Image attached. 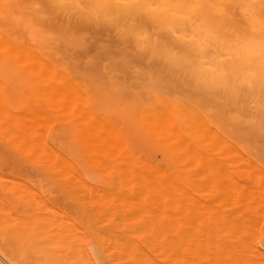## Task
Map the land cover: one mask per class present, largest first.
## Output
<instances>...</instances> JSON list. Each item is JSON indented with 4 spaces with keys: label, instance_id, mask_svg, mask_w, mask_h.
Instances as JSON below:
<instances>
[{
    "label": "rangeland",
    "instance_id": "obj_1",
    "mask_svg": "<svg viewBox=\"0 0 264 264\" xmlns=\"http://www.w3.org/2000/svg\"><path fill=\"white\" fill-rule=\"evenodd\" d=\"M0 1V34L4 35L2 36L4 40L0 37V42L2 41L1 43H3V45L0 43V102L6 107L0 106V119L2 121L3 117L1 118V115L5 117L8 109V111H12L10 116L15 112L12 116L15 114L14 116L17 117L16 121L8 120V122L13 124L15 122V126L16 123L18 124V130L14 128V125H10L12 123L9 124L6 121L10 116L5 117L6 119L3 118L0 123V126H3L0 127V174L2 175H0V202L2 205L10 207L11 212L16 213L19 211L23 213L29 211L40 213L54 209L56 211L53 210V212L55 216L58 215L56 218L59 221L62 217L61 221L67 220L70 222L68 217H71L72 221L79 225L86 220L89 223L92 221L91 224L98 222L111 227V223L112 225L114 223L113 220H115L114 224H117L121 220L119 223L132 222L135 219L130 218L129 213L126 216L130 219L113 212L115 208L117 210L123 205V203L120 204V201L126 193L124 188L136 185L134 184L136 182L132 183V185L129 182L137 174L136 169H139L138 161L146 164L147 168L149 165L150 167L154 166L153 168H156V171L159 170L153 173L154 175L165 173L175 177L177 181L171 186L173 192H179L187 180H195V183L199 182L202 175L207 173L208 170H199L202 175L198 177L200 173L198 172L196 176L195 162L184 160L185 140L182 136V131L178 129H170V131L166 129L151 130L152 125L149 123L151 119L147 117L149 114L146 115L145 112L152 106L159 105L158 108L160 110L157 111V119L166 118L170 108L164 102L165 98L171 100L179 99L180 101L176 106H179L180 109L186 106L184 100L190 101L192 106H204L208 112H212V115L214 114L213 120L222 127L227 136H230L235 141L241 153L244 154L243 156L245 158L246 156L249 157L248 160H254L253 163L258 164L264 170V0H212L211 3L208 0L127 1H136L142 5L147 3L148 6L144 7H147L152 12L163 14L165 11L174 20H177L179 27L171 30L176 35H172L168 42L161 44L159 50L176 51L178 55L182 57L188 56L192 60L188 62H176L173 60L165 62L161 59L153 61V45L140 41L142 36L137 38L130 32H122V20L118 18V12L116 9H114V13L109 11L111 13L109 17L104 4L105 0H90L91 8L87 13L80 11L81 7L78 9L79 11L76 10L77 6H81L84 0H63L64 2L61 0V2L57 0ZM116 2H125V0H116ZM219 9L221 10L217 12L216 10ZM130 23L133 24L134 22H127V24ZM178 32L179 34H177ZM184 36L187 37L185 38ZM9 37L13 39L10 40ZM180 39H184L186 42L190 40L195 42L201 40V42L197 48H189L188 45L177 43ZM4 43L8 45L14 44L10 46L13 53L7 52L10 48L7 49L8 45ZM18 43L21 45L17 47ZM253 44L256 45L254 46ZM23 45L24 47H22ZM26 47H28L27 50ZM12 48H15V53ZM18 48L20 52H18ZM24 49L28 56L22 59V56L24 58ZM28 52L31 54H28ZM36 52L39 54L37 55ZM18 58L21 59V62ZM196 58L199 60L196 61ZM22 60H25V63H22ZM231 61L232 64L236 65L237 70L240 68L245 75L252 74L257 76L256 79L248 82L245 80V76L239 75L217 85L219 82L215 79L216 70L224 68ZM213 65H215V69ZM2 107L6 109V111L3 109L5 111L4 114L1 112ZM22 112L24 115L27 114V116L28 113L33 114L29 118L26 117L31 122L24 121L26 122L25 125L33 123L32 125L34 126H31V124H28V127L24 126L26 129L30 128L28 130L31 132H28V130H26L28 133L25 130L23 131L22 122L18 123V119L20 118L19 120H21L19 116L23 115ZM7 113L9 114V112ZM24 115L23 117L26 116ZM189 117L193 121L197 120L194 108L189 111L181 110L178 120ZM109 126H111V130L118 129L116 133L118 132L119 136L123 135V146L117 145L118 137L112 134L115 133V130L109 133ZM9 128L13 129L10 130ZM8 129L9 131H7ZM2 130L7 131V133ZM17 131L19 134H17ZM12 133L13 135H11ZM24 134L31 140L28 141ZM18 135L21 137L25 136L24 139H20L21 145L19 144L20 137ZM32 137H34L35 146H32L34 149L30 147L31 145H28L30 142L33 144ZM18 145L23 146L22 149ZM27 148L30 149L28 150ZM122 149H126V153ZM54 150L66 157L70 165L67 164V159H64L65 161L67 160V163L60 161L62 158L56 157L55 155L58 154L54 153ZM127 151H129L130 155L126 157H132L134 161L132 163L135 164L136 162L138 164L130 166V169H133L136 173L134 172L135 174L128 179L125 176L127 175L125 173L126 169H122L125 173L122 176L126 177V182L128 181V184L125 183L124 185L122 183L124 178L119 177L120 172H118L121 171L120 165H122V162L117 165L116 161L118 160L116 159L121 157L122 154L126 155ZM36 152L38 153L36 154ZM232 154L234 153L231 152V155H228L232 157L234 156ZM34 156L37 158H34ZM123 157L124 159L126 158L125 156ZM124 159L122 158L123 161ZM130 160L127 161L129 165L131 163ZM252 161L239 165H255ZM231 164L232 162H230ZM258 165L255 166L258 167ZM255 166H253V169ZM122 167L125 166L122 165ZM253 169L252 175L254 176L253 171L255 169ZM258 169L256 170L260 171ZM127 170L129 173V168ZM256 170L254 172H257ZM262 173L264 175V171ZM263 175H259V177L261 176L260 179H263L261 182L264 181ZM253 176L251 177L252 180L250 178V184H257V187L256 185L255 187L251 185L253 189H256L255 191L253 190V199L250 200H254V203L251 202L252 204H249L251 207L248 210H251V213H249L250 211L246 212L252 214L250 217L253 218L251 220H254H250L253 226L250 225V228L254 229L255 234L252 232L253 230H250L252 232L250 233V235L252 234L251 238H253L250 242L248 240L249 246L247 245L248 253L252 255L255 252L259 254L260 251L264 253V204H262L264 202H261L262 198L264 200V186L261 182L259 186L256 180L257 177ZM118 178H121V180ZM3 181L5 185L2 184ZM205 184L207 185L208 183L205 182ZM206 185L204 187L201 186L202 188L197 192L203 202L215 203L219 205V208L227 209L230 203L226 207L223 205L228 200L224 203L214 202L216 198L214 197L213 199L211 194L208 195L212 192L209 190L210 185H207L208 187ZM205 188L206 191L204 192ZM201 189L204 190L202 191ZM19 190L21 191L20 193ZM120 191L125 193L122 195V192L121 194L119 193ZM114 192H118V196L121 195V197L115 196ZM128 192L133 194L132 191ZM101 193H113V195L111 198L108 197L110 196L109 194L103 195L105 196L103 198ZM98 194L100 195L96 196ZM130 195L127 196V199L135 198ZM77 196L79 199H77ZM114 196L122 199L119 201ZM133 198L132 200H136V198ZM209 199H213V202ZM256 199L257 201L260 199V202L258 201L259 204ZM2 200L4 201L2 202ZM131 202L128 201L130 207L135 201ZM260 203L262 206H260ZM117 205L119 206L117 207ZM126 207L127 209L129 208L127 203ZM126 207L124 204L117 211L120 212V209H126ZM254 209H257L258 212H254ZM61 212L62 214H59ZM81 212L87 217L83 218V216L81 218L79 216ZM248 214L245 218L249 217ZM122 216L123 219H121ZM117 217H120V220H117L118 222L116 221ZM125 217L126 219H124ZM255 218L259 219L257 226ZM148 234L139 236L131 231V236L124 239L125 242L129 243L128 246L124 240L123 243L119 242L127 250L128 248L130 250L131 248L134 249V251L128 250V252H130L129 255H133L134 252L132 259L135 260V257H137L136 262L130 259L131 257L126 254L127 250L118 246L119 244H116V241L111 240L110 243V240L108 241L107 239L83 237L84 239L80 240L83 244L79 241L77 246H75V253H77L76 264L77 262H79L78 264H86L85 262L89 261L88 258L93 264H142L145 256L147 257L146 254H149L147 260L149 259L148 262L150 264L151 260L153 264H187L182 263V259L184 262L187 258L186 262H190V260H192L191 264L195 263V261L197 262V260L191 259L193 255L191 256V252L187 251L190 248L192 249L194 243H196L194 241L197 240H185L189 243L193 242L192 246L188 247V249L186 248V250H184V247L188 246V242L179 243L181 247L179 250L182 248L184 250V252L180 251V253H183L184 258L181 257L180 253V256L178 255V258H175L177 254L174 255L173 252L177 253L179 251L176 246H173L176 251L172 252L173 247L169 246V242H166L168 240L163 237L154 236L152 238L153 235ZM143 239H146V241ZM221 239L226 243L225 250L230 246L228 240L232 243V246L234 244L228 237H222L214 241L216 243L221 242ZM162 241L164 244L161 245ZM214 241L213 244L215 243ZM252 241H254V244L256 243L255 248L258 249L253 248L254 244L252 247L250 244ZM203 242L201 243L200 241V244L204 245ZM207 242L206 244L208 245ZM185 243L187 246L184 245ZM224 243L221 244V247L220 243L216 245L217 249L216 246H211V248L215 247L213 249L215 252L210 251L209 254L212 255L211 253H214L212 256L214 260L216 258L217 261V257L221 260V262L219 260V263L217 261V264H221L224 261L222 260L224 256L233 253L229 251V248V253L227 251L226 254V251H223ZM27 244L26 240L17 241L20 253L25 252L27 253L26 256L40 254L26 249ZM112 244L116 247H112ZM135 246H139L137 256H135V248H137ZM250 246L255 252L253 249V252H251ZM120 247L123 249H120L119 252L122 250L128 257L123 258L119 254L118 249ZM234 247L239 248L236 245ZM234 247L230 246V249L232 248L231 250L234 251L233 255H235L236 250ZM195 248L199 250V248ZM163 249L164 251L162 252ZM218 249L222 250L221 252H225V254L222 256L223 253ZM170 250L173 256L167 254V252L171 254ZM202 251L205 250L202 248L199 251L200 254ZM81 252H84L83 256ZM217 252L221 253L222 259ZM194 253L198 252L193 251ZM200 254L198 255L202 261V255ZM252 255L244 257L243 260L251 264H258L257 260L259 263L260 261L264 262L263 256L261 259ZM139 256L141 258L144 257L143 260H138L140 259ZM204 256L203 260L206 257ZM228 257H225L226 260L223 263L230 261ZM230 257L231 259L233 258L231 255ZM235 257L237 258V256ZM242 257H239L238 260ZM249 257L253 261L250 260V262ZM213 258H211L212 262L209 261V263H215H213ZM123 259L125 262H122ZM195 259L198 258L195 257ZM147 260L145 261L147 262ZM166 260L168 263H166ZM232 260L230 264H236ZM204 261L200 264H207L206 259ZM146 262L144 264H149ZM22 264L38 263L34 262L32 258L26 257Z\"/></svg>",
    "mask_w": 264,
    "mask_h": 264
},
{
    "label": "bare ground",
    "instance_id": "obj_2",
    "mask_svg": "<svg viewBox=\"0 0 264 264\" xmlns=\"http://www.w3.org/2000/svg\"><path fill=\"white\" fill-rule=\"evenodd\" d=\"M57 1L59 2L60 0H57ZM61 1H63V0H61ZM127 1H129V0H125V2H116V0H105L104 4H105L106 10L109 14V17L111 15V13H109V11L114 13V9H116V11L118 12V18H120V20H122V22H121L122 32H124V33L130 32L133 35H135L137 38L142 36V38H140V41L153 45L152 46L153 53H154V58L152 59L153 61H156V59H161L162 61H165V62L169 61V60H173L176 62L177 61H187L188 62L189 60H191L188 56L182 57V56L178 55L176 53V51L171 52V51H167V50H159L161 44L168 42L171 39L172 35H174V34L176 35V33L175 32L173 33L171 30L173 28L175 29L176 27H179L177 20H174V18L169 16L165 11L163 14H156L155 12H152L147 7L146 8L144 7V6H148L147 3H146V5L145 4L142 5L141 3H138L136 1H133V2H127ZM208 1H209V3L212 2V0H208ZM215 1H218V0H215ZM8 2H9V0H8ZM14 2H15V0H14ZM66 5H67V3H66ZM18 6H16V7H18ZM79 8H80V6L79 7L77 6L76 10H78ZM79 10L82 11L81 9H79ZM220 10L221 9L216 10V11L219 12ZM0 11H1V9H0ZM91 14H93V13H91ZM256 17H257V15H256ZM256 21H257V18H256ZM259 21H260V19H259ZM127 22H134V23L133 24L132 23L127 24ZM67 25H68V22H67ZM177 34H179V32ZM2 36H4V35L0 34L1 39L3 38V40H4V37H2ZM9 38H10V40L13 39L11 37H9ZM81 39H83V38H81ZM194 39H195V37H194ZM200 42H201V40H199V42H197V41L195 42L193 40L186 42L184 39H180L177 41V43H179L181 45H188L189 48H197L198 45L200 46V44H199ZM203 42H204V40H203ZM1 44L3 45V43H1ZM5 45H8V44L6 43ZM11 45H14V44H11ZM11 45L9 44L7 49H9ZM19 45H21V44L18 43V45H16V46L18 47ZM4 46H2V47L4 48ZM254 46H252V47H254ZM22 47H24V45ZM27 48L28 47H26V50H27ZM26 50L24 49V51H23L25 53H24V58L22 56V59H25L28 56V55H26V53H27ZM9 51L12 52L11 48L7 52H9ZM15 51L16 50H14V53H15ZM18 52H20L19 48H18ZM23 52H21V53H23ZM28 54H31V53L28 52ZM36 54H37V52H36ZM228 56H230V55H228ZM19 59L20 58H18V60ZM198 60L199 59L196 58V61H198ZM20 62H21V59H20ZM23 62L25 63V60L24 61L22 60V63ZM18 63H19V61H18ZM214 66L215 65H213V68H214ZM216 72L217 73H216L215 79L217 80V82H219L217 85H219L223 81H227L228 79H231V77L234 78L235 76H239V75L245 76L244 78L248 82L254 81L257 77V76H254L252 74H250V75L243 74V72L240 70V68L238 70L236 69V65L232 64V61L227 63L224 68L216 70ZM248 73H250V72L248 71ZM179 101H180L179 99L171 100V99L165 98L164 102L167 103V106L170 108V111L168 112L166 118H164L162 120L157 119V111L160 110L158 108L159 105L158 106L157 105H155V106L151 105L152 107L149 108L145 113H146V115L149 114L147 117H149L151 119V122H149V123L152 125L151 126L152 131H154V130L159 131V130H163V129H166L167 131H170V129H178V130L182 131V136L185 140V147H184V153H185L184 157L185 158H184V160H186L187 162H190V160L195 162L194 168H195V172L197 171L196 176H197L198 172L200 173L199 170H201V171L208 170L207 173L203 172V173H205L204 175H202L201 173L198 174V175H200L198 177H201V175H202V178L200 179L199 182L195 183L194 182L195 180H187V181L185 180L186 182H184V186L182 187V189L179 192H173L171 190V188H172L171 186L174 182L177 181V179L175 177L170 176V175L165 174V173H159L158 175H154L153 173H155L159 170L156 171V168H153L154 166L150 167L149 165L147 168V165L141 163V161H138L139 169L138 170L136 169L137 174H135L136 172L133 169H130V166H132V165L135 166L136 162H135V164H133L134 163L133 158L128 156V157H130L128 160H130V159H132V160H130L131 161L130 165L128 164L129 162L127 163L128 160L126 161V159L128 157H126V156L130 155L129 151H127L126 155L122 154L121 157L116 159V160L120 161V160H122V158L124 159L123 156H125L126 158L124 159V161L123 160L120 162L116 161V163L118 165V163L122 162L123 166H125V167L128 166L127 168H125V167H122V165H120L121 171H118L121 173V174L119 173V175H120L119 177L125 179V180L122 179V181H123L122 183L124 185H125V183L128 184L127 183L128 181L126 182V180L128 178L132 177V175H134V174L136 175L135 177L133 176L132 181H131V179H129L131 181V182H129L130 185H132V183H134V182H136V183H134L136 185L135 186L133 185L132 187L130 186V188L126 187V189L124 188V190H126V193H127V191H132L133 194H131L129 192L128 193H129V195L131 194L132 196H134L136 198V200H132L133 197L132 198L128 197L130 199H127V196H129V195H127L128 193L126 194L125 192L120 191L119 193L121 194V192H122V195L125 193V195L122 196L123 199L121 198L123 200L122 201L120 198L115 197V196H118L119 193L114 192V194H115L114 197L116 199H119V201L121 200L120 204L121 203H123V205L125 204V207H126V203H127L129 210L126 207V209H122V210L120 209L119 210L120 212H118L117 210L119 208H121L123 206L122 205L117 210L115 208V211L113 213H115V214L119 213V216L120 215L126 216L129 213L130 218H132V219L135 218L134 221H132V222L119 223L122 220L118 222L117 220H120V217H117L116 221L118 223L114 224L115 220H113L114 223H113V225L111 223V225H110L111 227H108V226L103 225V224L98 223V222L96 224H91L92 221H91V223H89V222H86V220L81 225H79L75 221H72L71 217H68L70 219L69 220L70 222H68L66 219H65L66 221H64V220L61 221L62 217L60 218V221H59L58 218H56L58 215L55 216V213L53 212L54 209L53 210H47V211L45 210L46 212H40V213H36V212L34 213V212H29V211H26L23 213L17 211L15 213V212H11L10 207H8L7 205L5 206L4 204L2 205V203L0 202L1 203V206H0V264H22V261L25 260L26 257L32 258L33 261L38 263V264H76V261H77L76 260V254L77 253H75V248H76L75 246H77L78 242L80 240H82L83 237H91V238L93 237V238L101 239V240L107 239L108 241L110 240V243L112 240V241H116V244H119L118 246L124 247L123 244H120L119 242L121 241L123 243L124 239H127L128 237H130L131 231L138 234L139 236H144V235H147L148 233H150V235H153L152 238H154V236L155 237H163L166 240H168L166 242L170 243L169 246H172V247L176 246L177 250H179V248H181L179 243L182 244V243H184L183 241H185V240H188V241L189 240H192V241L197 240L194 242H196V243L198 242V243L197 244L194 243V246L192 247V249L190 248L189 250H187V251L192 253V254L190 253L191 256L193 255V257H191V259L197 260V262L195 261V263H193V264H200L202 261L205 262L204 261L205 259H206L207 264H212L211 258H213L212 256L214 253H211L212 255H210L209 253H210V251L215 252L213 250L215 247L211 248V246H216V245H219V243H220V247H221L222 246L221 244L224 243L223 239H221V242H217V243L214 240H218L222 237H228L239 248L234 247L235 246L234 244L232 246L231 245L232 243L229 242V240H228L229 245L231 247H234V249L236 248L235 255H233L234 251L231 250L232 248L230 249V246H229L225 250L226 243H224L223 251L225 250L226 254H227V251L229 248V251L230 252L232 251L233 253L230 254L228 251L229 257L224 256L222 259L220 254L223 253L222 254V256H223L225 254V252H221L222 250L218 249L221 252V253L217 252L218 256L221 257L222 260L225 261L226 260L225 257H228V259H230V261L227 260L228 261L227 263L226 262L223 263L224 261L222 263L223 264H228V263L230 264L231 260L234 258V260H232V262H234V263L236 262V264H251V263H248L247 261L243 260L244 257L252 255V254L248 253L247 245L249 246L248 240L250 242L251 239L253 238V237L251 238L252 234L250 235V233H252V232L254 233V229L250 228L252 226V223L250 222V220L253 219L250 217L252 214H248L246 212L250 211L249 213H251V210H248L251 207V205H249V204H252L251 202L254 201V200L251 201L253 199L252 198V192H253V190L255 191V189H256V188L253 189L251 185H254V187L256 185V187H257V184H252V183L250 184V182L252 180L251 177L253 176L252 175L253 166L258 165V164L253 163L254 160L252 161V159H250L252 161V163L255 165H250V164H248V166L245 165V164L249 163L248 162V161H250V160H248L249 157L246 156L248 161L245 160L246 158H245V156H243L244 154L241 153V151L238 148L235 141H233V139L230 136H227L225 134L224 130L222 129V127H220L217 124V122L213 120L212 117L214 114L212 115L211 114L212 112H208L205 109V107L201 106V105L192 106L190 101H187V100H184V103L186 104V106H183V108L180 109L179 106H176V104ZM0 106H4V104L2 105V103H1ZM4 108H6V107L4 106ZM4 108L3 107L1 108L2 109L1 112L3 114L6 111V109H4ZM191 108H194L196 110V115H197V120L195 119L196 121L191 120L190 117L189 118H183L182 120L181 119L178 120V115H179L181 110L189 111ZM3 109L5 111H3ZM7 112H9V114ZM10 112H12V111H10V110L8 111V109H7L5 117L10 116ZM23 112H22V114H23ZM13 113H15V112H13ZM17 113H18V111H17ZM12 114L10 116V118L12 120L10 118L6 119L4 117V115L3 116L1 115V118L2 117L5 118L7 122H8V120H10L12 122L16 121L17 117L14 116L15 114L13 115L14 116L13 117ZM29 114H31V113H28V116H27V114H25L26 116L23 114L25 117H23V115L19 116V117H21V120H19L20 119L19 118L18 123L22 122V124H23L22 126L24 128L23 131L30 129V128L26 129L24 127V126H27L29 124L28 123L25 125L26 122H31V121H28L26 118V117L29 118L30 116L33 115V114H31V115H29ZM18 115H19V113H18ZM3 118H2V121H3ZM2 121L0 119V123ZM24 121H26V122H24ZM147 121H149V120L147 119ZM12 122H8V123L10 124ZM32 122H33V120H32ZM32 124H31V126H34ZM147 124H148V122H147ZM10 125H12V126L14 125V128L16 130H18V127H17L18 124L17 123H16V126H15V122H14V124L12 123ZM148 127H150V126H148ZM6 128H5V130H6ZM32 128H35V127H32ZM109 128H110L109 133H111L110 131L114 132V130H115V133H112V134L115 135V137H118L117 138V140H118L117 145L120 147L123 146L124 145L123 144L124 138H122L123 135L122 136L120 135L121 136L120 137L119 133L118 132L116 133V131H118V129L117 130L116 129L111 130V126H109ZM9 129L12 130L13 128H9ZM9 129L7 131H9ZM16 130H15V133H16ZM2 131H4V130H2ZM7 131L6 132L4 131V132L7 133ZM28 132H31V131L28 130ZM28 132L26 131V133H28ZM13 133L11 135H13ZM17 134H19L18 131H17ZM6 135H8V134H6ZM16 135H15V137H16ZM25 136L24 137L26 139H28L27 135H25ZM19 137H18L19 140L24 139V137H21V136H19ZM33 138L34 137H32L33 144L31 142H30L31 144L29 142H28L29 144L28 143L27 144L31 145L30 147L34 149V147H32V146H35ZM121 139H122V141H121ZM30 140H31V138H30ZM30 140L28 139V141H30ZM25 141H27V140H25ZM119 141H121V142H119ZM20 143H22L21 140H20L19 144ZM20 145H18V146H20ZM20 147L22 149L23 146H20ZM37 148L39 149V147H37ZM124 148H125V146H124ZM126 149H127V147H126ZM126 149H122L123 152L126 153V151H125ZM36 151H38V150L36 149ZM51 151H53V150H51ZM26 152H27V150H26ZM32 152H33V150H32ZM32 152H30V153H32ZM38 152H36V154ZM231 152L234 153V154H232V155H234L232 157L230 156ZM54 153L58 154V155H55L56 157H60V159L62 158V160H60V161L64 162L65 161L64 159H67L63 155L59 154L58 151L57 152L55 151ZM228 154H230V155H228ZM36 156H38V155H36ZM36 156H34V158ZM239 160L242 162H240ZM106 161H109V160H106ZM135 161H136V159H135ZM229 161L232 162L231 165H230ZM67 162L66 163L68 165H70L69 160ZM245 162H247V163H245ZM243 163H245V164L241 165V166L239 165V164H243ZM140 164H142V165H140ZM117 168L119 169L118 166H117ZM128 168H129V173L127 170ZM135 168H137V167H135ZM258 168L260 169L261 167L259 165H258V167H256V166L254 167L255 170ZM122 169H126L125 173L127 175H125V176H127V179L125 176L124 177L122 176L123 174H125L124 170H122ZM254 171H253V173H254L253 177H257L256 180H257L258 185L260 186V182L263 179H260L261 176L259 177V175H263V173L261 174V172L264 170H263V168L260 169L261 172L256 170L258 173L254 172ZM131 172H133V173L131 174ZM255 175H258V176H255ZM121 178H118V179L121 180ZM250 178H251V180H250ZM11 180H13V179H11ZM119 182H121V181H119ZM205 182L208 183L207 185H210L209 190L212 191L208 195L211 194L212 195L211 197H213V199H214V197L216 198V200H214V202L219 201L220 203H222V202L224 203L225 201L228 200L225 203V205H223V204L222 205L226 207V206H228L227 204L230 203L229 206H231V207L228 206L227 209L221 208V207L219 208L218 204H215V203L209 204L208 202H203V200L200 198V194H198L197 192L200 190V188H202V187H204V185H206ZM2 184L5 185L4 181ZM123 184H122V186H123ZM202 184H204V185L202 186ZM261 184L264 186V181L261 182ZM207 185H206V187H208ZM126 186H129V185H126ZM133 187H135V188H133ZM129 189H131V190H129ZM259 189H260V187H259ZM201 190L203 191L204 189H201ZM23 191H24V189H23ZM205 191H206V188H205L204 192ZM20 192L21 191L19 190V193ZM108 194L110 195V196H108L110 198L113 195V193H111V194L108 193ZM108 194H106V193L102 194L101 193L103 198L105 197L103 195H108ZM257 194H258V190H257ZM99 195L100 194H98L96 196H99ZM254 195L256 196V194H254ZM65 196H66V194H65ZM118 197H121V195H119ZM124 197L127 200H125ZM29 198H30V196H29ZM34 198L36 199V197H34ZM74 198H76V197H74ZM103 198H101V199H103ZM135 198H133V199H135ZM77 199H79V197ZM213 199L212 200L209 199V200L211 202H213ZM4 200H2V202ZM29 200H31V199H29ZM130 200L132 202L133 201H135V202L132 203ZM261 200H262L261 202H264L263 198ZM0 201H1V199H0ZM124 201L125 202L127 201V202L125 203ZM128 201L132 203V205H131L132 207H130L128 205V204H130V203H128ZM256 201H257V199H256ZM258 201L260 202V199ZM258 201H257V203H258ZM32 203H33V201H32ZM258 204H257V206H259ZM262 204H264V203H262ZM45 205H47V204H45ZM40 206H42V205H40ZM115 206H116V204H115ZM118 206L119 205H117V207ZM260 206H262L261 203H260ZM97 208H95V209H97ZM39 210H40V208H39ZM54 211H56V210H54ZM254 212H258L257 209H254ZM59 214H62V212ZM247 214L249 217H246L247 218L246 219L245 216ZM97 215H99V214H97ZM131 215H132V217H131ZM59 216H61V215H59ZM65 216H67V215H65ZM79 216L82 218L84 216V213H82V212L79 213ZM85 217H87V216L85 215L83 218H85ZM126 217H128V216H126ZM126 217L124 219H126ZM129 217H128V219H130ZM64 218H66V217H64ZM89 218H91V217H89ZM121 219H123V216L121 217ZM256 219L257 218H255L256 226H257V222L259 219H257V220ZM98 221H101V220H98ZM251 221H254V220H251ZM253 224H254V222H253ZM108 225H109V223H108ZM258 225H260V224H258ZM250 230H253V231L251 232ZM256 232H257V230H256ZM254 234H253V236L255 237ZM259 235H257V236H259ZM25 237H26V239H25ZM203 238L205 239V241H204L205 243L203 242V240H204ZM146 239L149 240L148 238H146ZM146 239L145 240L143 239V240L146 241ZM18 240H23V241L26 240V242L28 243L26 245V249H29L31 251H35L36 253H40V254L33 255V256H26L27 253H25V252L20 253L19 252L20 248H18V246H17ZM174 240H176V241H174ZM212 240L215 242L214 244H213ZM225 240H227V239H225ZM170 241L175 242V243L178 241L177 242L178 244L177 243L176 244L171 243ZM179 241H182V242H179ZM188 241H185V242L187 243ZM192 241L190 243L189 242L187 243L188 246L186 245V243L184 244L187 246V247H184L185 248L184 250H186V248L188 249V247L192 246V243H193ZM200 241H201V243L203 242L204 245H201ZM101 242H103V241H101ZM105 242H107V241H105ZM124 242H125V240H124ZM133 242H131V243H133ZM206 242L208 243V245L206 244ZM252 242L250 244L253 247L254 241H252ZM84 243H85V241H84ZM112 243H114V242H112ZM238 243L240 246L237 245ZM246 243H248V244H246ZM81 244H83V242H81ZM160 244L162 245V244H164V242L162 241V243H160ZM85 245H86V243H85ZM126 245L128 246L129 243L127 242ZM134 245H133V247H134ZM178 245H179V247H178ZM209 245H210V248L208 249ZM104 246H103V249H104ZM113 246L114 245L112 244V247ZM200 246H201V248H200ZM255 246H256V243L254 244L253 248H255ZM82 247L84 248V246H82ZM114 247H116V246H114ZM121 247L118 249V252L120 249H123ZM135 247H137V246H135ZM165 247H167V246H165ZM174 247L172 248V252L175 250ZM195 247L199 248V250H197ZM220 247H218V248H220ZM252 247L250 246L251 252H253V251L255 252V250ZM124 248L126 249V247H124ZM138 248H139V246L137 248H135L136 249L135 250L136 251L135 256H137V251L139 250ZM202 248L205 251H202L200 254L199 251H201ZM216 249H217V246H216ZM250 249H249V252H250ZM252 249H253V251H252ZM255 249H258V248H255ZM23 250L25 251V249H23ZM77 250H78V248H77ZM80 250H81V248H80ZM108 250H109V248H108ZM128 250H130V249L128 248ZM128 250H127L126 254L129 255L130 252H128ZM131 250L134 251V249H132V248H131ZM165 250L168 251L166 248H165ZM184 250L182 248L179 251H177V253L173 252L174 255L177 254L176 255L177 257H175V258H178L180 251L184 252ZM83 251H84V249H83ZM115 251H117V250H115ZM163 251H164V249L162 250V252ZM187 251H186V253H188ZM193 251L198 252V253L193 254ZM256 251H259V250H256ZM84 252L83 253L81 252L82 256H83ZM139 252H141V251H139ZM169 252L171 253V250ZM182 252L180 254L182 255L181 257L184 258ZM205 252H207V253H205ZM262 252L260 251L259 254H257L258 252L257 253L255 252L253 255L256 258L257 257L261 258L262 256L264 257V253H262ZM86 253H87V251H86ZM173 253L169 254L167 252L168 255H172V256H173ZM119 254L123 258L128 257L125 255V252L124 253L122 252V250L119 252ZM198 254L202 255V261H201V258L199 257ZM133 255H134V252H133ZM133 255L132 254L129 255V257H131L130 259H132ZM146 255H147V257H149V254H146ZM168 255H167V259H168ZM186 255H189V254H186ZM186 255H184V256H186ZM194 255H195V257H197L200 260L195 259ZM230 255L233 256L232 259H231ZM144 256H145V254H144ZM203 256L205 257L204 260H203ZM235 256H237V258ZM120 257H118V258H120ZM141 257H142V255H141ZM141 257L138 260H141V259L143 260L144 257L143 258H141ZM147 257L145 256V259L143 260L144 263L146 262L145 260H147ZM239 257H242V258H240L238 260ZM78 258H79V256H78ZM136 258L137 257H135V260L132 259V261L136 262ZM172 258H174V257H172ZM209 258H210V260H209ZM88 259H89V261H87V262L93 264L92 262H90V258H88ZM207 259H208V261H207ZM217 259H218L217 261L219 263L220 258L217 257ZM235 259H237V260L235 261ZM261 259H259V260H261ZM123 260H122V262H125V260L124 261ZM148 260L146 263H149ZM187 260H188V258L183 262V259H182V263H187V264L192 263L191 262L192 260H190V262H186ZM250 260H252V258L249 257V261ZM84 261H85V259H84ZM209 261H211V262L209 263ZM217 261H216V258H215V260L213 258V263L215 262L214 264H217ZM254 261H256V260H254ZM87 262H85V263L87 264ZM175 262H178V261H175ZM220 262H221V260H220ZM256 262H258V264H264V262L262 263L261 261L259 263L258 260ZM78 263L79 262H77V264ZM144 263H142V264H144ZM166 263H168V261ZM122 264H125V263H122ZM151 264H153L152 260H151Z\"/></svg>",
    "mask_w": 264,
    "mask_h": 264
},
{
    "label": "clouds",
    "instance_id": "obj_3",
    "mask_svg": "<svg viewBox=\"0 0 264 264\" xmlns=\"http://www.w3.org/2000/svg\"><path fill=\"white\" fill-rule=\"evenodd\" d=\"M80 7L83 12H87L91 8L90 0H84L83 4Z\"/></svg>",
    "mask_w": 264,
    "mask_h": 264
}]
</instances>
